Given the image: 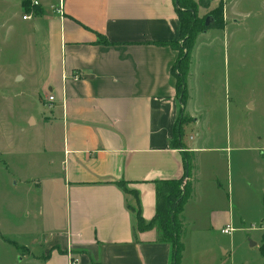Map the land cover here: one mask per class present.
Here are the masks:
<instances>
[{
    "label": "crops",
    "instance_id": "0c3cea01",
    "mask_svg": "<svg viewBox=\"0 0 264 264\" xmlns=\"http://www.w3.org/2000/svg\"><path fill=\"white\" fill-rule=\"evenodd\" d=\"M23 1L21 20L30 22L27 38L33 41L35 64L3 75L1 101L6 117L16 104L26 110L18 127L35 134L36 151L44 154V161L37 154L32 166L48 175L19 182L41 191L43 201L48 194L53 201L57 191L63 211L49 215L56 225L46 235L29 234L22 261L169 264L171 244L157 240L155 228L137 231L128 207L133 195L118 181L137 191L141 215L149 222L157 208L156 182L183 177L185 155L191 169L182 184L188 182L192 191L180 216V264L216 260V249L226 247L217 232L227 224L232 232L253 236L259 231L264 240V138L251 131L243 114L236 120L227 114L225 122L216 123L198 113L207 89L217 92L221 42L216 32L236 24L231 2L222 0L221 29L196 35L183 110L196 134L181 136L177 145L179 99L171 66L178 50L162 44L180 40L175 0H63L62 15L54 9L58 0H38L27 9ZM207 9L201 8L203 18ZM25 14L30 18L23 19ZM18 18L0 0L1 44H10ZM102 38L109 44L98 43ZM25 80L28 86L19 90ZM13 148L11 138L6 145L0 142V156ZM263 261L262 254L259 264Z\"/></svg>",
    "mask_w": 264,
    "mask_h": 264
},
{
    "label": "rangeland",
    "instance_id": "374dc122",
    "mask_svg": "<svg viewBox=\"0 0 264 264\" xmlns=\"http://www.w3.org/2000/svg\"><path fill=\"white\" fill-rule=\"evenodd\" d=\"M5 1L19 13V18L15 22L16 33L11 34L10 44L3 45L0 42V142L6 145L7 140L11 138L14 146L12 151L8 149L0 156V264H31L29 260H21V247L29 246L31 232L46 235L50 228H54L56 224L49 221V215H62L63 208L60 207L59 201L56 202L57 191L53 192V201H48V193V197L43 201L41 191L35 187L28 188L18 179L42 180L48 174L39 173L36 164L32 166L35 157L40 154L35 148V134L31 130L22 132L21 127H18V121L26 110L23 111L16 104L11 117H6L5 103L1 101L5 94L2 88L5 75L23 66L30 70L35 64L33 41H28L32 36V32L27 31L30 22L21 20V0ZM213 1L215 2L209 6V10L207 9L208 14L220 0ZM227 2H231L237 22L234 24L233 21L226 31H223L224 35L223 32H216L220 36L218 42H221V77L220 81L213 83L218 85L216 93L212 91V86L207 89L208 98L203 97L198 113L202 119L210 122L213 118L216 123L225 122L227 114L232 120L239 119L243 114L244 120L251 123V131H257L264 138V0ZM201 12L200 7L197 18L204 23L205 18L201 16ZM31 40H34L33 37ZM26 86L28 80L20 82L18 88L22 90ZM34 115H37L36 111ZM181 129L183 140L196 134V130L188 127L186 122ZM252 142L254 144L253 140ZM38 156L40 162L44 161V154ZM45 158H48L46 152ZM55 202L57 205H53ZM254 234L252 236L250 232L248 235L244 231H234L225 235L217 232V240L226 247L216 249L218 258L211 264L261 263L260 246L264 244V240L258 237L259 231ZM253 242L255 245H251ZM225 250L228 251L226 254Z\"/></svg>",
    "mask_w": 264,
    "mask_h": 264
},
{
    "label": "trees",
    "instance_id": "16d2710c",
    "mask_svg": "<svg viewBox=\"0 0 264 264\" xmlns=\"http://www.w3.org/2000/svg\"><path fill=\"white\" fill-rule=\"evenodd\" d=\"M179 27V41L162 42L168 44L178 50V55L175 62L171 66V72L175 80L176 97L179 99L178 120L175 131V143L181 144L182 125L187 121V117L183 114L184 106L187 101V83L186 79L190 71L191 50L194 46L196 35L199 32L205 31L207 28L221 29L224 26L223 21V1L220 0L217 5L211 9L210 15L213 17V22L204 26V23L197 18L198 8H207L211 0H175ZM26 9L31 3L30 0L23 1ZM35 7V5H33ZM109 44L102 38L98 43ZM184 159V176L179 180H164L156 182L157 203L156 212L149 222L144 221L141 215V210L138 202L137 191L130 190L126 187L124 181H118V184L124 192L133 195L134 204L128 203V207L134 213L137 231H146L150 228L156 229L157 240L168 242L171 244V259L169 264H180L183 243L181 239L182 221L180 220L181 213L184 208L185 201L190 197L191 188L188 182L182 184L183 180L190 176L191 159L189 155L183 156ZM264 258V244L261 246ZM264 264V261L263 263Z\"/></svg>",
    "mask_w": 264,
    "mask_h": 264
},
{
    "label": "built area",
    "instance_id": "2783aa9c",
    "mask_svg": "<svg viewBox=\"0 0 264 264\" xmlns=\"http://www.w3.org/2000/svg\"><path fill=\"white\" fill-rule=\"evenodd\" d=\"M38 3H39L38 0H32V5H35L36 6ZM62 6H63V0H58L57 5L54 7V9L56 10V12L58 14H60V15L63 14ZM22 18L23 19H28V18H30V15H28V14L22 15ZM48 100L49 101H53V96H49L48 97ZM232 231H233V228L231 227L230 224H227L223 229H221V233L222 234H225V235L226 234H230ZM72 264H75V262L72 263Z\"/></svg>",
    "mask_w": 264,
    "mask_h": 264
},
{
    "label": "water",
    "instance_id": "95a60500",
    "mask_svg": "<svg viewBox=\"0 0 264 264\" xmlns=\"http://www.w3.org/2000/svg\"><path fill=\"white\" fill-rule=\"evenodd\" d=\"M212 22H213V17L210 14L206 15V17L204 19V26L206 27V26L210 25Z\"/></svg>",
    "mask_w": 264,
    "mask_h": 264
}]
</instances>
